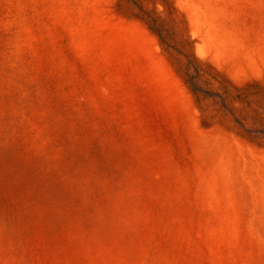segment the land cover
<instances>
[{
  "label": "rangeland",
  "instance_id": "rangeland-1",
  "mask_svg": "<svg viewBox=\"0 0 264 264\" xmlns=\"http://www.w3.org/2000/svg\"><path fill=\"white\" fill-rule=\"evenodd\" d=\"M0 264H264V0H0Z\"/></svg>",
  "mask_w": 264,
  "mask_h": 264
},
{
  "label": "trees",
  "instance_id": "trees-1",
  "mask_svg": "<svg viewBox=\"0 0 264 264\" xmlns=\"http://www.w3.org/2000/svg\"><path fill=\"white\" fill-rule=\"evenodd\" d=\"M200 90V89H199Z\"/></svg>",
  "mask_w": 264,
  "mask_h": 264
}]
</instances>
